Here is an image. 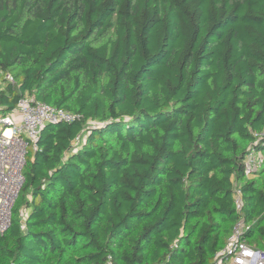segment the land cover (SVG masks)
<instances>
[{"label": "trees", "instance_id": "trees-1", "mask_svg": "<svg viewBox=\"0 0 264 264\" xmlns=\"http://www.w3.org/2000/svg\"><path fill=\"white\" fill-rule=\"evenodd\" d=\"M24 94L79 118L28 146L0 264H208L239 216L261 245L264 0H0V114Z\"/></svg>", "mask_w": 264, "mask_h": 264}, {"label": "built area", "instance_id": "built-area-1", "mask_svg": "<svg viewBox=\"0 0 264 264\" xmlns=\"http://www.w3.org/2000/svg\"><path fill=\"white\" fill-rule=\"evenodd\" d=\"M6 78L13 80L7 73ZM79 115L62 107H55L22 95L15 108L0 114V234L11 224L12 206L23 184V166L29 145L36 146L41 128L47 123L71 122ZM258 157L249 155L246 171L255 167ZM235 208L240 212L242 201L236 189ZM249 229L248 223L239 216L224 245L216 251L208 264H264V239L261 245H250L242 238ZM106 264H111L107 261Z\"/></svg>", "mask_w": 264, "mask_h": 264}]
</instances>
